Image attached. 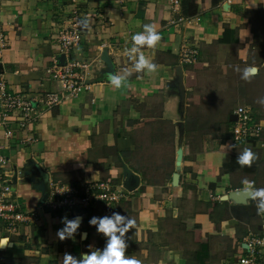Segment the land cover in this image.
<instances>
[{
  "label": "crops",
  "instance_id": "crops-1",
  "mask_svg": "<svg viewBox=\"0 0 264 264\" xmlns=\"http://www.w3.org/2000/svg\"><path fill=\"white\" fill-rule=\"evenodd\" d=\"M174 1L0 0V78L10 93L31 98L62 92L46 74L60 55L65 65L86 66L79 70L85 88L41 112L32 127L34 143L19 144L18 132L6 142L0 127V154L19 211L34 217L16 235L0 233V264H62L66 253L79 258L103 249L106 239L89 220L113 212L135 220L125 255L140 264H237L244 236L264 233L258 201L222 200L243 190L245 180L264 188V136L255 146L230 149L227 127L224 137L207 127L201 91L207 68L233 58L246 63L257 39L263 42L256 29L264 23V0ZM73 12L81 20L80 45L65 52L56 37L70 26ZM145 24L160 35L155 47L141 48L158 66L153 73L137 72L125 54ZM184 47L197 51L193 65L180 61ZM103 51L112 72L101 61ZM110 74L121 77L120 88L110 84ZM256 114L264 124V113ZM245 149L253 153L250 166L222 172ZM49 181L78 190L110 181L128 196L113 207L98 203L76 215L82 223L75 239L61 241L62 218L76 216L43 207L48 190L43 200L33 187Z\"/></svg>",
  "mask_w": 264,
  "mask_h": 264
},
{
  "label": "built area",
  "instance_id": "built-area-1",
  "mask_svg": "<svg viewBox=\"0 0 264 264\" xmlns=\"http://www.w3.org/2000/svg\"><path fill=\"white\" fill-rule=\"evenodd\" d=\"M174 2L177 3V0ZM76 14L73 12L70 26L60 31L56 37L62 51L68 52L80 45L81 20L76 17ZM3 42L4 35L0 30V45ZM197 56L195 49L184 47L180 52V61L193 65ZM85 69L86 66L78 62L65 66H59L53 62L46 69V74L52 81L60 83L63 91L39 93L31 98L10 93L5 82L0 78V127L3 130L4 140L9 142L18 132L21 135L19 144L34 143L32 127L41 112L50 110L67 97H76L85 88L83 76L79 74V70ZM230 115L235 116V121H229ZM229 116L230 126L226 144L230 149L242 145L255 146L261 143L264 136L263 119L258 118L251 108L239 106ZM6 169L7 159L0 154V233L16 235L19 226L33 221L34 217L32 214H23L19 211V197ZM127 196L124 189L120 186L115 187L110 181L89 182L82 190L49 181L47 198L42 205L51 213L65 212L68 216H76L90 210L98 203L113 207L125 200ZM243 252L237 264H264V233L245 235Z\"/></svg>",
  "mask_w": 264,
  "mask_h": 264
},
{
  "label": "clouds",
  "instance_id": "clouds-1",
  "mask_svg": "<svg viewBox=\"0 0 264 264\" xmlns=\"http://www.w3.org/2000/svg\"><path fill=\"white\" fill-rule=\"evenodd\" d=\"M160 40V35L156 27L152 24H145L143 31L132 36V47L125 49V54L130 60L134 61V69L137 72L153 73L157 70V65L147 59L141 48L147 46L153 48ZM236 71H240L237 67ZM258 72V69L249 66L244 68L241 78L245 81L251 79ZM109 82L112 86L120 88L122 79L120 76L110 74ZM253 153L249 149H245L238 157L237 163L241 166H250L253 160ZM244 192L257 203L258 213H264V188L256 189L253 187V182L243 181ZM61 223L63 228L57 231L59 240L65 239L74 240L78 229L82 223V218L79 216L69 220L67 217L62 218ZM89 225L94 226L98 234H102L106 239V244L103 249H94L88 254H81L79 258L73 257L70 254H65L62 264H140V261L132 256H126V234L136 227V222L128 216H122L117 212H113L111 218L108 216L92 217L89 220ZM81 240L87 239V232L79 233Z\"/></svg>",
  "mask_w": 264,
  "mask_h": 264
},
{
  "label": "rangeland",
  "instance_id": "rangeland-1",
  "mask_svg": "<svg viewBox=\"0 0 264 264\" xmlns=\"http://www.w3.org/2000/svg\"><path fill=\"white\" fill-rule=\"evenodd\" d=\"M260 27L256 29V35L264 37V23ZM258 40L249 61L243 63L233 58L217 62L207 68L206 77L201 83L207 127L210 123L223 137L227 116L235 108L247 106L255 115L264 113V40ZM249 66L257 68L258 72L245 81L241 78L242 72ZM237 67L239 72L236 71ZM167 163L168 169L172 163L171 157L167 158Z\"/></svg>",
  "mask_w": 264,
  "mask_h": 264
},
{
  "label": "water",
  "instance_id": "water-1",
  "mask_svg": "<svg viewBox=\"0 0 264 264\" xmlns=\"http://www.w3.org/2000/svg\"><path fill=\"white\" fill-rule=\"evenodd\" d=\"M59 66H65V60H64V55H60L59 56ZM101 61H103L106 66L108 67V69L110 70V72H112V65L111 62L109 61L108 57H107V53L106 51H103L102 55H101ZM229 121H235V116L230 115L229 116ZM182 160V151L179 149L176 151V162H175V166H176V170L179 169V165L180 162ZM130 174H127V178L129 179ZM177 181H178V175L175 173L172 176V184L175 186L177 185ZM47 186L48 184L45 186V184L43 182L37 183L36 185H34V189L41 191L42 193H44L43 196V200H45L46 198V193H47ZM250 196L244 192V190L241 191H233L228 193L226 196H224L222 198V200L228 199V200H234V201H238V200H242L245 198H249Z\"/></svg>",
  "mask_w": 264,
  "mask_h": 264
},
{
  "label": "trees",
  "instance_id": "trees-1",
  "mask_svg": "<svg viewBox=\"0 0 264 264\" xmlns=\"http://www.w3.org/2000/svg\"><path fill=\"white\" fill-rule=\"evenodd\" d=\"M228 118V117H227ZM230 124L228 122V119L226 120V127L229 128ZM241 165L237 163V156H231L227 162L223 164L222 172H231L235 169H241Z\"/></svg>",
  "mask_w": 264,
  "mask_h": 264
}]
</instances>
